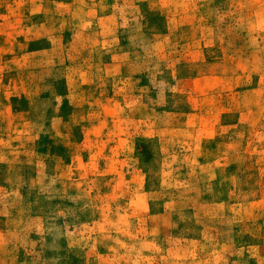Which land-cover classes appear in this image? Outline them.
I'll return each instance as SVG.
<instances>
[{"label":"rangeland","instance_id":"obj_1","mask_svg":"<svg viewBox=\"0 0 264 264\" xmlns=\"http://www.w3.org/2000/svg\"><path fill=\"white\" fill-rule=\"evenodd\" d=\"M0 264H264V0H0Z\"/></svg>","mask_w":264,"mask_h":264}]
</instances>
